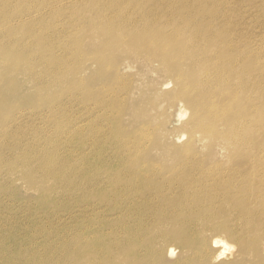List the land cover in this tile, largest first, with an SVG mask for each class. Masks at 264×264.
Returning <instances> with one entry per match:
<instances>
[{"label":"bare ground","instance_id":"6f19581e","mask_svg":"<svg viewBox=\"0 0 264 264\" xmlns=\"http://www.w3.org/2000/svg\"><path fill=\"white\" fill-rule=\"evenodd\" d=\"M94 5L90 21L98 25L103 38L109 36L104 40L107 47L127 50L126 59L115 65L117 72L131 69L130 62L140 59L144 66L153 65L169 74L153 93L166 100L163 110L176 106L180 115L188 111L187 120L181 123L187 139L176 145L163 133L150 146L151 128L142 131L140 144L138 129L135 141L117 136L114 157L119 171L108 172L113 182L129 181L127 161H122L138 152L135 164L145 166L141 168L143 178L150 176V191L140 187L129 196L150 205V213L143 204L138 206L133 214L143 220L130 228L128 238L121 240L123 234L108 241L93 240V233L109 224V214L98 218L97 228L86 226L81 233L76 227L79 217L69 224L67 217L57 218L60 230L51 225L44 233L38 228L48 237L41 242L67 241L71 246L64 249L76 248L75 254L63 261L53 252L37 255L40 245L33 246L24 238L20 243L28 247H18L16 254L12 249L10 255L0 256V263L48 264L60 258L49 264H264V44L250 47L248 33L241 26L248 23L251 33L261 32L257 27L264 18L258 20L263 15L255 12L264 13V0H94ZM0 54L15 56L16 66L25 62L27 68L40 61L41 73L48 74V61L30 51L2 46ZM194 142L209 143L211 150L200 151L193 147ZM49 145L53 147L29 163L30 175L37 176L44 187L53 179L63 188L73 178L59 170L54 144ZM38 147L32 145L29 150ZM154 147L150 161L139 162L144 150ZM99 177L106 181L104 188L112 181L108 176ZM44 191L46 196L66 194L55 188ZM82 212L83 218L92 216L89 210L83 208ZM111 240L113 252L108 247L106 256L104 251L100 258L105 259L102 263L100 246L96 247ZM231 244L235 247L227 252ZM175 249L176 257L167 262Z\"/></svg>","mask_w":264,"mask_h":264},{"label":"rangeland","instance_id":"374dc122","mask_svg":"<svg viewBox=\"0 0 264 264\" xmlns=\"http://www.w3.org/2000/svg\"><path fill=\"white\" fill-rule=\"evenodd\" d=\"M95 11L94 0H0V47L16 46L17 50L30 51L35 57L46 59L49 66L45 75L40 71V61L27 68L25 62L16 66L15 56L5 58L0 54V256L10 255L12 249L16 254L18 247H28L20 243L24 238L33 246L40 245L37 255L53 252L62 257L61 261L72 256L77 249L66 251L64 248L71 246L67 241L41 242L48 237L38 232L39 228L45 233L44 228L51 225L60 230L61 223L55 222L64 217L65 222L70 220L68 224L79 217L76 227L81 233L86 226L97 228L98 218L109 214V224H102L93 233V240L108 241L123 234L121 240L128 238L130 228L142 219L133 214L138 206L143 204L150 213V205L129 196L140 187L150 191V176H141L145 166L135 164L138 152L122 163L127 161L126 173L139 184L130 183V179L113 182L108 172L119 171L114 157L117 136L123 134L135 141L138 129L140 144L142 131L151 128L154 134L150 136V146L163 133L176 145L187 139L181 123L187 120L188 111L180 115L176 106L163 110L166 100L153 93L160 82L169 79V74L153 65L144 66L140 59L130 62L131 69L117 72L115 65L126 59L127 50L107 47L104 40L109 36L103 38L98 25L90 21ZM255 15H259L258 20L264 18L261 10ZM241 26L248 33L250 47L264 44V21L257 27L260 33H251L248 23ZM49 144H54L59 170L73 178L63 188L60 181L53 179L44 187L37 176L30 175L33 172L29 163L39 159L41 151L53 147ZM32 145L39 147L29 150ZM193 147L203 152L211 150L209 143L194 142ZM155 149L144 150L139 162L150 161V151ZM133 150L136 151L134 147ZM109 165L107 170L102 169ZM99 175L111 178L109 186L104 188L106 181H99ZM52 188L66 194L51 192L46 196L44 189ZM83 203L89 204L81 207ZM83 208L92 216L83 218ZM71 215L74 217L70 218ZM147 217L150 220V214ZM99 246L105 256L108 247L110 252L114 249L112 240L98 243L96 248ZM234 247L233 244L226 251ZM15 254L11 253L14 261L18 260ZM176 254L177 249L167 262ZM101 257L103 254L98 259L104 263ZM52 261L59 262L60 258L51 259L48 264ZM86 261L90 263L89 259Z\"/></svg>","mask_w":264,"mask_h":264}]
</instances>
